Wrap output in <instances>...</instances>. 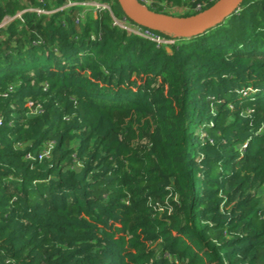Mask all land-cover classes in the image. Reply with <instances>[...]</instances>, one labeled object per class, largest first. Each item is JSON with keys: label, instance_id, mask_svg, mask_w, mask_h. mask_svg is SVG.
<instances>
[{"label": "trees", "instance_id": "trees-1", "mask_svg": "<svg viewBox=\"0 0 264 264\" xmlns=\"http://www.w3.org/2000/svg\"><path fill=\"white\" fill-rule=\"evenodd\" d=\"M80 11L0 29V264H264V0L169 51Z\"/></svg>", "mask_w": 264, "mask_h": 264}, {"label": "water", "instance_id": "water-1", "mask_svg": "<svg viewBox=\"0 0 264 264\" xmlns=\"http://www.w3.org/2000/svg\"><path fill=\"white\" fill-rule=\"evenodd\" d=\"M130 22L152 30L171 33L178 38H194L222 24L242 0H219L211 9L191 17L156 13L137 0H116ZM169 51V49L167 48Z\"/></svg>", "mask_w": 264, "mask_h": 264}, {"label": "built area", "instance_id": "built-area-1", "mask_svg": "<svg viewBox=\"0 0 264 264\" xmlns=\"http://www.w3.org/2000/svg\"><path fill=\"white\" fill-rule=\"evenodd\" d=\"M140 4L145 7H148L151 4L150 0H137ZM30 2V3H29ZM40 3H43V0H40ZM24 4H26L24 6ZM24 8L20 11H17L13 16H5L2 21L0 22V29H5L14 21H19L21 24H24V15L26 14H34L37 17L46 16L49 17L56 12L65 11L68 8L79 7L81 11L77 15L76 24L79 23V20L84 21L87 15L93 14L96 15L102 11L109 12L110 16L112 17V26L117 27L119 30L127 33V35L136 36L142 40L154 43L157 47H165L168 48L169 45H173L177 42L176 39H165L152 30L140 27L134 23H130L126 20H117L111 14L110 4L106 2H101L100 0H85L84 2H71L67 0L65 4L58 8H52L51 10H46L43 6L42 7H34L30 0H24L23 5ZM195 12L197 14L201 13V6L197 5L193 10H188L187 8L182 9V13H192ZM7 23H9L7 25ZM7 25V26H6ZM11 89V88H10ZM27 106L30 110V114H37L39 111V107H35L31 103H27ZM1 125V120H0ZM52 144H46L44 149L39 155V160L43 158H48L51 153ZM27 158H31L30 155H27Z\"/></svg>", "mask_w": 264, "mask_h": 264}, {"label": "rangeland", "instance_id": "rangeland-1", "mask_svg": "<svg viewBox=\"0 0 264 264\" xmlns=\"http://www.w3.org/2000/svg\"><path fill=\"white\" fill-rule=\"evenodd\" d=\"M77 2H84V1L80 0V1H77ZM159 7L161 8V10L164 13L174 14V16H177V17H179L178 15L182 12V7H174L173 5L166 3L165 0H162V2L159 3ZM8 24L9 23H7V25ZM29 103H31L33 105V102L29 101ZM202 132H203V129H199L197 131L198 136L203 137V133Z\"/></svg>", "mask_w": 264, "mask_h": 264}, {"label": "crops", "instance_id": "crops-1", "mask_svg": "<svg viewBox=\"0 0 264 264\" xmlns=\"http://www.w3.org/2000/svg\"><path fill=\"white\" fill-rule=\"evenodd\" d=\"M38 2H40V0H37ZM83 1H85V0H83ZM23 2H24V0H20V5L22 6L23 5ZM30 3V2H29ZM26 4H24V6H25ZM33 5V4H32ZM34 6V5H33ZM26 7V6H25ZM34 7H38V6H34ZM24 7L22 6V9H23Z\"/></svg>", "mask_w": 264, "mask_h": 264}]
</instances>
